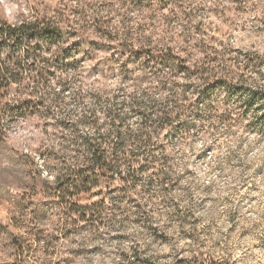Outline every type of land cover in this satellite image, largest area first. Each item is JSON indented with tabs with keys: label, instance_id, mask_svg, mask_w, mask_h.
<instances>
[{
	"label": "clouds",
	"instance_id": "obj_1",
	"mask_svg": "<svg viewBox=\"0 0 264 264\" xmlns=\"http://www.w3.org/2000/svg\"><path fill=\"white\" fill-rule=\"evenodd\" d=\"M0 264H264V0H0Z\"/></svg>",
	"mask_w": 264,
	"mask_h": 264
}]
</instances>
